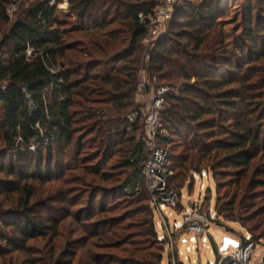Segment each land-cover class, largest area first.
<instances>
[{"label":"trees","instance_id":"1","mask_svg":"<svg viewBox=\"0 0 264 264\" xmlns=\"http://www.w3.org/2000/svg\"><path fill=\"white\" fill-rule=\"evenodd\" d=\"M62 1L51 6L36 0L19 14L22 1L0 0V263H16L19 254L28 264L163 263L166 247L143 175L144 124L124 119L139 108L142 69L158 85L179 88L164 99V134L158 138L171 155L169 188L180 196L177 211L184 208L183 191L191 192L190 179L194 183L196 176L212 175L214 222L228 233L233 231L224 221L239 223L256 245H264V39L259 43L250 32L248 50L241 51L235 66L237 77L219 82L218 64L202 63L196 54L209 44L224 15L218 9L222 0L189 1L177 8L169 33L148 62L143 54L147 26L139 15L154 12L153 0H68L67 10L59 8ZM262 2L246 0L250 22L260 11L255 17L259 33H264V8L255 4ZM13 3L18 9L11 16ZM234 83L245 109L234 133L199 144L196 132L215 126L206 120L216 113L214 100L234 108L229 92L218 94ZM83 143L93 151L80 158ZM67 171L81 173V184L111 185L97 186L89 207L62 209L56 216L52 206L35 198L39 186L55 177L62 182ZM113 196L115 201L106 200ZM60 201L67 203L63 197ZM69 218L62 247L55 239ZM43 239L49 249L29 245Z\"/></svg>","mask_w":264,"mask_h":264},{"label":"rangeland","instance_id":"2","mask_svg":"<svg viewBox=\"0 0 264 264\" xmlns=\"http://www.w3.org/2000/svg\"><path fill=\"white\" fill-rule=\"evenodd\" d=\"M21 6L18 9V13H25L26 9L34 3L36 0H21ZM196 1V0H191ZM61 5H66L65 1L63 0L61 2ZM257 8H264V2L255 4ZM218 9L222 10L224 12V15L219 19L217 22V25L213 28L211 32V40L209 44L202 49V51L198 52L196 54L198 60L202 63H208V64H218V67L223 71V75L216 76L217 81L223 80H232L237 77L238 72H236L237 65L241 61V51L247 52L250 38L249 34L252 32L253 36L256 37V40L260 43L262 42V39H264V33H259V27L260 24L256 21L257 14L260 13L257 10L253 12L252 21L250 22V16L248 14V7L246 0H222V3L218 5ZM17 13V15H18ZM17 15L13 16V21L17 18ZM7 27V26H6ZM190 51H192V48H189ZM4 50L0 47V55L2 58ZM0 58V60H1ZM231 63L232 67H226V64ZM236 66V68H235ZM182 84V83H181ZM229 92L231 95H229V98L231 99L232 104L234 106L233 109H229L225 104V102L218 103V101L214 100V108L216 110V113L213 116H209L206 118V120L210 123H215V126L212 130L203 131V132H196L198 143L199 144H210L211 141H223L227 139L229 135L234 133V124L236 121H238L243 114V111L245 110L243 108V104L240 102V100L237 98L238 93L240 92V86L237 83L232 84V86H228L225 89L218 92L219 95H224V93ZM233 94V95H232ZM212 97H214V93H210ZM237 95V96H236ZM232 96H236V98L233 100ZM210 123V124H211ZM209 124V125H210ZM83 147H85L81 151V155L83 157H88L91 155V152L93 151L90 147L86 146V143H83ZM56 152V151H54ZM68 155V153H67ZM60 160H63V157H60ZM116 159L113 158L111 161H109L108 166L115 161ZM67 161V160H66ZM66 162H62V166H65ZM70 163L69 165H71ZM75 165V163H74ZM60 167L58 172L60 173L63 167ZM106 166V167H108ZM58 173V174H59ZM62 173L60 175L62 176ZM59 175V176H60ZM47 177V176H46ZM58 177H55L52 184H44L39 186L38 195L35 198V201H41L44 203H47V205H50L54 208V214L57 216L59 215L58 211H62V209H66V211H76L78 209H83L85 207H89L87 205L88 199L92 193H95V189L97 186H103L107 187L111 184L108 183H95V184H89L91 182H85L82 183L80 180L84 178L81 173H76L73 171L72 173L70 171L65 172L63 175V181H57ZM77 178V179H76ZM88 177V179H90ZM50 179V178H47ZM67 179H71L74 182L69 184H64ZM192 179V178H191ZM188 184L191 186V192H189L188 189H185L183 191V197L181 198V202L185 205L191 206V203H204V208L202 207V211L204 213H211L209 212L212 210V212L215 213V201H216V185L215 181L212 179V175L207 176L204 175L203 177L196 176V179L194 183L192 182L193 179ZM215 182V183H214ZM193 185V186H192ZM93 186V187H90ZM147 186V184H146ZM61 194V192H63ZM62 195V196H61ZM65 195V196H64ZM65 198L67 200V203H62L60 200ZM101 195H97V201L96 204H100ZM108 202L115 201V196L111 198H106ZM204 201V202H203ZM78 202V204H74ZM190 203V205H189ZM178 208V207H177ZM177 208L174 209L175 212L172 210H167L168 214H173L172 217H170V221L173 222L175 220H182V216L177 215L179 213L177 211ZM98 211V210H97ZM192 209L188 207V212H191ZM216 215V214H215ZM213 217V216H212ZM89 219L88 217H85L83 221ZM216 219V217H215ZM211 220V226L212 232L214 233V225L217 226L216 222L214 220ZM159 219L157 218L156 214V228L159 233H162V230L159 228ZM71 221V218H69L66 221V224H64V227L62 228L64 234L60 233L59 237L55 239L57 245H63L66 243L67 236V228ZM214 222V223H213ZM224 223L231 228L234 235H229V246H227V250L229 252H233L237 246V243L239 242V236H241L243 233L246 236H249L247 231L241 226L239 223H233V222H227L224 221ZM218 227V226H217ZM223 231H226L225 229H222ZM190 231L183 232L175 237V245H174V253H171V248L168 247L165 248V256L164 261L162 264H169V259L173 261V264H211L210 262H215L217 258V254L215 253V250L213 248L211 239L209 237H203L199 238V246L196 244L193 245V240H197L198 238ZM232 234V233H231ZM236 234V235H235ZM203 238V239H202ZM204 242L205 247L201 244V242ZM48 240L43 239L36 242H30L29 245L32 247H35L36 250H45L49 249L51 244L47 243ZM190 246V247H189ZM193 246V247H192ZM187 248H190L191 251H188ZM181 254L179 255V253ZM255 257L257 259L261 258L264 255V245L259 244L256 245L255 250ZM16 255V254H15ZM20 260L13 264H28L27 262V256L25 254H19ZM4 264V263H0ZM6 264H11L9 261H7Z\"/></svg>","mask_w":264,"mask_h":264},{"label":"built area","instance_id":"3","mask_svg":"<svg viewBox=\"0 0 264 264\" xmlns=\"http://www.w3.org/2000/svg\"><path fill=\"white\" fill-rule=\"evenodd\" d=\"M47 1L51 6H56L57 0ZM64 1L66 5L59 4L58 6L60 9L66 10L69 4L68 0ZM189 1L191 0H153L154 12L149 15L144 13L139 15L141 24L147 26V35L143 40V54L146 62L151 58L157 42L169 33L176 9L186 5ZM17 9V3H13L8 7V14L12 16ZM32 55L33 50L29 49L27 56L32 57ZM176 90L167 85H158V79L151 76L146 69H142L136 89L139 108L130 110L124 118L129 125H135L140 120L143 121L142 142L147 153L143 170L144 180L152 196V206L159 219V228L162 230V233H159V240L165 243L167 249L168 247L171 248V253H174L175 237L183 232H192L198 238L193 240V245L199 246V238L204 235H206L204 237L208 236L210 222L216 216L212 210L209 211L211 213H204L202 203H191V206L185 205L183 210L177 213V215L182 216L181 221L171 222L170 217L173 214L167 212V210L175 212L174 209L180 203V196L175 190L169 188V180L174 175L170 167L171 155L168 149L160 146L158 138L164 134L162 130V114L165 110L164 99L169 93ZM188 207L192 209L191 212H188ZM187 249L191 251L190 248ZM255 250V242L247 236L246 240L232 253L224 255L220 260L211 264H264V255L257 259L254 254Z\"/></svg>","mask_w":264,"mask_h":264},{"label":"crops","instance_id":"4","mask_svg":"<svg viewBox=\"0 0 264 264\" xmlns=\"http://www.w3.org/2000/svg\"><path fill=\"white\" fill-rule=\"evenodd\" d=\"M67 7H68V5H67ZM64 9H65V7H64ZM213 227H214V233L212 232V229L209 227V232H208L207 237H209L211 239L213 248L215 250V253L217 254L216 261H218L224 255L232 253V252L226 251L227 250L226 248H227V246H229V243H230L229 235H234V234L223 231L222 228L217 227L215 225ZM238 237H239V242L237 243V246L235 249H237V247L242 243L241 236L238 235ZM201 244L205 247V244L203 241L201 242ZM215 262H210V263H215Z\"/></svg>","mask_w":264,"mask_h":264},{"label":"water","instance_id":"5","mask_svg":"<svg viewBox=\"0 0 264 264\" xmlns=\"http://www.w3.org/2000/svg\"><path fill=\"white\" fill-rule=\"evenodd\" d=\"M189 205H190V203H189Z\"/></svg>","mask_w":264,"mask_h":264}]
</instances>
